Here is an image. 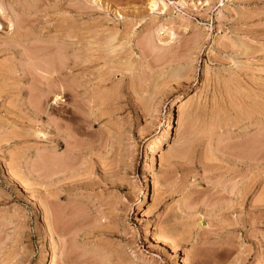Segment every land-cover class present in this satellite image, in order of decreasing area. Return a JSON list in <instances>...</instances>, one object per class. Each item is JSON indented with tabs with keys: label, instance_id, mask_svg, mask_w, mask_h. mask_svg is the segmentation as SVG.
Wrapping results in <instances>:
<instances>
[{
	"label": "rangeland",
	"instance_id": "obj_1",
	"mask_svg": "<svg viewBox=\"0 0 264 264\" xmlns=\"http://www.w3.org/2000/svg\"><path fill=\"white\" fill-rule=\"evenodd\" d=\"M263 135L264 0H0V264H264Z\"/></svg>",
	"mask_w": 264,
	"mask_h": 264
},
{
	"label": "bare ground",
	"instance_id": "obj_2",
	"mask_svg": "<svg viewBox=\"0 0 264 264\" xmlns=\"http://www.w3.org/2000/svg\"><path fill=\"white\" fill-rule=\"evenodd\" d=\"M158 1L159 0H149V4H150V7L151 8H153L154 6H156L157 4H158ZM162 3H163V1H162ZM163 5H165L164 3H163ZM55 58V57H54ZM60 58H61V56H60ZM59 58V59H60ZM71 59V58H70ZM67 56H65L64 58L62 57L61 58V60L59 61V60H55L56 61V63H59V66H60V68L58 67V65H54V62H52L53 63V65L56 67V68H58L59 70L57 71V72H59L60 70H66V69H69V71L71 70L72 71V69L75 67V66H78L77 65V63H76V61H73L72 59V61L70 60ZM51 61V60H50ZM49 61V62H50ZM59 61V62H58ZM47 63H48V61H47ZM81 64H82V62H81ZM81 64H79V65H81ZM83 64H84V62H83ZM82 64V65H83ZM53 65H51V67H53V70L55 71L56 70V68L54 69V66ZM50 68V67H49ZM52 70V71H53ZM47 71H48V69H47ZM50 72H51V68H50ZM56 72V71H55ZM55 72H53V73H55ZM62 72V71H61ZM65 74H67V73H65ZM53 75V74H52ZM51 75V76H52ZM49 76H50V74H49ZM54 78V77H53ZM52 79V78H51ZM55 80V79H54ZM52 82V81H51ZM63 86H65V85H63ZM67 86V85H66ZM53 87V86H52ZM62 88V87H61ZM71 88V87H70ZM63 90V89H62ZM66 90V89H65ZM74 90V89H73ZM71 91V90H70ZM58 92V91H57ZM63 91H61V93H62ZM75 92V91H74ZM54 93H55V91H54ZM53 93V94H54ZM60 93V94H61ZM64 94H65V92H64ZM64 94H61V95H64ZM91 94V93H90ZM54 96H55V100H58L59 99V93L57 94V93H55L54 94ZM59 96V97H58ZM65 96V95H64ZM47 97V96H46ZM62 97V96H61ZM93 97V96H92ZM92 97H91V99H92ZM90 98V97H89ZM105 98V97H104ZM106 99V98H105ZM94 100V99H93ZM107 100V99H106ZM91 101V100H90ZM104 101V100H103ZM52 104H54V102L52 103ZM88 104V103H87ZM89 105H92V103L91 104H89ZM95 105V104H94ZM51 107V106H50ZM50 107L49 108H47L46 110H48V109H50ZM53 107H51V109H52ZM90 108V107H89ZM176 109V108H175ZM77 110H79L78 108H77ZM52 111V110H51ZM51 111H50V113H51ZM90 111V110H89ZM71 112V111H70ZM73 112V111H72ZM71 112V113H72ZM75 112V111H74ZM48 113V112H47ZM52 114H54V113H52ZM80 114H82V113H80ZM79 114V115H80ZM78 115V114H77ZM77 115L75 114V113H73V114H71L70 115V117H72V118H76L77 117ZM90 115V114H89ZM89 115H87V116H89ZM69 117V116H68ZM84 117V114L82 115V118ZM48 118V117H47ZM49 118H50V116H49ZM71 118V119H72ZM55 119V118H54ZM68 119V118H67ZM70 118H69V121L71 120ZM48 120V119H47ZM58 120L59 119H55L54 120V122L55 121H57L58 122ZM73 120V119H72ZM80 120H82L81 118H80ZM84 120V119H83ZM88 120V119H87ZM90 120V119H89ZM51 121V125H53L54 123L52 122V120H50ZM65 121V120H64ZM74 121H75V123L77 122V120L76 119H74ZM74 121H73V123H74ZM86 122V121H85ZM85 122H83V123H85ZM68 124V123H67ZM60 125V124H59ZM73 125V124H72ZM72 125L70 126V127H72ZM78 126H77V129H76V132L77 133H79V134H81V133H83L84 134V132H87L86 130H87V128H84L83 127V124H80V123H78L77 124ZM61 126H63V125H61ZM88 126V125H87ZM51 127V126H50ZM60 127V126H59ZM58 127V128H59ZM64 127V126H63ZM67 127V126H66ZM167 127V126H166ZM56 128V127H55ZM61 128V127H60ZM75 128V127H74ZM68 130H69V128H67ZM53 130H55V129H53ZM61 130V129H60ZM63 130V129H62ZM61 130V131H62ZM56 131H57V129H56ZM63 132H64V130L62 131V134H63ZM65 132H66V130H65ZM64 132V133H65ZM67 132H71V131H67ZM66 132V133H67ZM65 133V134H66ZM72 134V133H71ZM85 134H87V133H85ZM64 135V134H63ZM74 135V134H73ZM69 136V135H68ZM165 136H166V133H164V134H162V136H160L161 137V139L162 138H165ZM264 136V135H263ZM70 137H72V136H70ZM75 137H76V135H75ZM74 138V137H73ZM79 138V137H78ZM258 138V137H257ZM253 140H255V141H253ZM58 141V140H57ZM73 141V140H72ZM76 141V140H75ZM158 141H159V139H158ZM250 141V142H249ZM249 141H246L247 143L244 145V144H242V145H244L243 146V151L241 152L242 153V155L243 156H246V155H249V154H251L250 156L251 157H255V156H258V157H260L259 156V154L258 155H256L257 154V152L259 151V150H262V149H260L261 147H263L264 148V138H260V141L257 139H252V140H249ZM253 141V142H252ZM262 141V142H261ZM74 142V141H73ZM78 142V141H77ZM76 142V143H77ZM244 142V141H243ZM258 142L261 144V146H260V144H258ZM158 143V142H157ZM248 143H250L249 145H247ZM59 144V143H58ZM57 144V145H58ZM240 145V144H239ZM241 145V146H242ZM246 146V147H245ZM73 150V149H72ZM75 152V151H74ZM261 152V151H260ZM263 152H264V149H263ZM53 155V154H52ZM254 155V156H253ZM52 157V159L53 160H51L50 158ZM49 159L51 160V161H49V162H51L52 164L54 163L55 164V160H54V158L55 157H53V156H51ZM57 157H58V155H57ZM59 158V157H58ZM247 158V157H246ZM257 159V158H256ZM55 161V162H54ZM57 163V162H56ZM59 163V162H58ZM253 182V181H252ZM251 182V183H252ZM250 186V185H249ZM247 188V187H246ZM247 190V189H246ZM242 194V193H241ZM247 194V193H246ZM241 196H243V194L241 195ZM50 227H51V225H49ZM52 226H53V224H52ZM54 227V226H53ZM147 230V229H146Z\"/></svg>",
	"mask_w": 264,
	"mask_h": 264
}]
</instances>
